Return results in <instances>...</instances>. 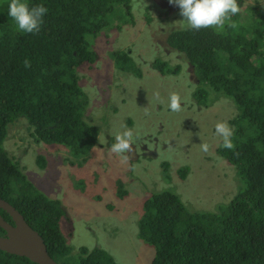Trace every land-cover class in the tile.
Returning <instances> with one entry per match:
<instances>
[{"label": "trees", "instance_id": "16d2710c", "mask_svg": "<svg viewBox=\"0 0 264 264\" xmlns=\"http://www.w3.org/2000/svg\"><path fill=\"white\" fill-rule=\"evenodd\" d=\"M257 1L245 5L246 0H237L240 11L223 29L187 30L182 26L168 33L165 42L170 51L189 61L188 72L197 81L211 86L197 94L196 102L210 105L222 98L224 104L236 106L237 113L228 121L236 128L231 138L236 149L223 148L221 153L234 165L243 184L217 211L194 210L168 186L152 190L143 202L138 222L139 238L155 248L151 264H264V7ZM26 2L48 9L36 33L18 31L7 15L8 0L6 8L0 5V197L40 233L59 264H120L103 247L89 251L82 246L76 252L69 245L61 228L65 210L60 201L37 189L3 143L9 125L22 118L37 142L68 147L80 166L87 161L101 129L86 117L87 112L102 116L101 109L111 106V98H119L102 99L100 107L93 106L98 92L106 93L104 90L118 84L109 70L102 73L94 68L97 56L92 40L115 24L134 22L128 13L131 0ZM146 18L152 20L150 8ZM120 54L111 53L117 67H126L131 76L142 78V69L135 61L125 52ZM150 67L165 75L181 69L159 57ZM86 70H95L99 76L98 92L87 84L90 76L86 77ZM189 109L198 111L192 104ZM130 117L134 118L131 112L124 118L128 125L133 123ZM37 161L44 168L45 157L39 155ZM161 166L162 178L168 184L173 180L169 172L172 166L167 161ZM172 170L183 180L188 167ZM84 185V180H77L78 189L84 191ZM117 185L122 198L127 193L124 183L119 180ZM0 213L13 223L5 211L0 209ZM0 264L36 263L0 250Z\"/></svg>", "mask_w": 264, "mask_h": 264}, {"label": "rangeland", "instance_id": "374dc122", "mask_svg": "<svg viewBox=\"0 0 264 264\" xmlns=\"http://www.w3.org/2000/svg\"><path fill=\"white\" fill-rule=\"evenodd\" d=\"M6 1L0 0L1 7L6 8ZM252 3L254 0H246L245 5ZM258 3L264 7L261 0ZM147 8L152 14L150 22L146 18ZM130 15L134 22L127 23L125 27L123 25L120 32L114 30L116 35L102 33L92 40V47L98 50L94 68L102 73L106 70L112 73L108 61L112 60L110 53L124 50L142 69V78L145 79L141 80L145 87L139 90L142 85L140 80L132 84L135 80L125 67L122 70L125 83L120 78L116 85L124 88L115 92H98L99 76L95 70H86V77L90 76L87 84L91 90L98 92L93 98V106L100 107L102 99L119 96L111 98L109 108L101 109L102 116L92 110L87 112L86 117L101 128L99 146L90 152L88 161L80 166L79 159L71 155L68 147L37 142L32 136V129L22 118L9 125L3 146L11 157L19 160L23 171L37 189L50 199L60 201L66 211L61 228L76 252L82 246L89 251L103 247L120 264H151L155 248L139 238L138 222L143 214V202L153 191L168 186L191 207L217 210L219 204L234 193V188L230 192L226 190L231 185V179L234 187L237 179L226 160L214 156L213 152L201 156L203 151L199 143L193 148V141L179 138L182 133L178 123L192 116L189 107L194 102L190 95L194 75L184 71L178 80H171L174 77H160L150 67L155 57L174 64L181 62L180 55L171 52L165 42L170 29L184 25L178 7L169 4L168 0H132ZM129 20L132 19L129 17ZM112 83L113 80H110L109 84ZM158 90L162 93H158ZM171 93L178 98L179 111L168 109ZM149 110L152 111L150 115L147 114ZM130 112L134 116L130 117L133 120L131 128L135 132L134 139L142 133L144 135L140 143L132 146L133 151L128 153L127 159H123L125 154L108 151V147L111 137L130 127L124 119V114ZM232 115V106L215 104L209 110L197 111L193 127L199 131L202 121L206 119L204 128L214 134L213 128L217 122H225ZM168 126L171 129L175 127L174 134L166 130ZM39 155L46 159L44 168L38 164ZM163 161L170 162L172 166L169 172L173 180L168 184L161 175ZM173 161H177L178 166L188 167L184 180L172 170L178 167ZM79 179L85 181L83 192L77 187ZM119 180L124 183L127 192L122 198L118 196Z\"/></svg>", "mask_w": 264, "mask_h": 264}, {"label": "clouds", "instance_id": "9594fccd", "mask_svg": "<svg viewBox=\"0 0 264 264\" xmlns=\"http://www.w3.org/2000/svg\"><path fill=\"white\" fill-rule=\"evenodd\" d=\"M261 2L264 3V0H261ZM168 3L178 7L179 13H180L181 17L183 18L182 20L185 21V24L183 25V27H185L187 30H200V29L209 28V27H213L215 30L223 29L225 27L226 22L230 21L231 17L235 16L240 11L237 0H168ZM131 4H132V0H131ZM131 10H132V7H131ZM131 10L128 13H130ZM47 11H48L47 7L44 6L43 4L29 6V4L26 2V0H8L7 15L14 22L16 29L22 33H36V32H38L40 30V27L43 23V18L45 16V14L47 13ZM123 25L124 24H120V25L115 24V27L110 28L107 33H105L104 31L100 32L97 35V37L100 36L102 33L114 36V35H116L114 30H116L117 32L122 31L119 29H121L123 27ZM125 25H124V27H125ZM93 51L96 53V56H97L98 50H96V48L93 47ZM118 52L122 53L125 51L124 50H117L115 52V50H114L111 53H117L118 55H121ZM111 53H110V55H111ZM125 53L128 55V57H130L128 52H125ZM179 55L181 57V54H179ZM108 61L110 62L111 66H112V73H110V71H108V74L112 75L117 80L122 78L124 83H125V78L122 74V70H120L117 67V65L115 64L116 59L114 57H112V60L108 59ZM169 62L172 65H180L181 66L180 71H178V72L175 71L169 75L161 74L158 72L160 74L159 75L160 77L161 76H163V77L164 76H171V77H174L171 80H173V79L178 80L181 77L182 72H184V71L188 72V70H189L187 67L189 64V61H186V59L185 60L181 59V62L176 63V64H174L171 61H169ZM130 76H131V73H130ZM131 78H133L135 80V82L132 84H137L138 80H140L142 85L140 86L139 90L144 89L145 84H144V81H142L141 79H145V78H140V77H135V76H131ZM171 80H169V81H171ZM192 82H193V84L191 86L190 95L192 96L194 102L191 104L195 105V107L198 110L203 109L206 111V110L213 108V106L215 104H224L222 98H218L213 104H210V105L198 104L195 100V98L197 97V94H199V92L202 90L211 89L210 88L211 86L203 85L201 82L197 81L195 78L193 79ZM121 88H124V86L123 87H116V85H112L104 91L108 92L111 90L112 92H115V90H119ZM158 93H162V92H160L158 90ZM211 99H213L212 94H211ZM168 105H169V107H168L169 110L170 109L172 111H179L180 110V104L178 102V98H177V96L173 95V93H171V95H170ZM231 106L233 108V112L235 115L237 113V109L235 108V106H233V105H231ZM196 113H197V111L195 112L193 109L192 116L190 118H187L186 120H182L179 123L177 122L179 125H181V133L182 134L179 136V138H183V141L186 138L193 141L194 142L193 148L195 147L196 143H199V145L201 146V150L203 151L201 156L207 152H210V153L213 152L214 156H216L220 159L226 160V162L232 167L233 174L236 176V179H237V184L234 187V184H233L232 179H231V185L226 191L230 192L233 188L235 189V191L233 194H231L230 198H228L227 200L224 201L226 203H229L232 200V198H234L235 195L238 193V191L240 190V188L243 184L242 178L238 175L237 170L235 169L234 165L229 162V159L227 160L225 157H223L222 153H221L223 148H226V149L234 148V150L236 149L235 141H234V139H233V141L231 139L235 135L236 128H234V126H232L228 122L232 117H234V115H232L230 118L226 119L225 122H222L221 120H219L217 122V124L215 125V127L213 128L214 134H211L204 128V121L206 119L202 121L200 128H199V131L195 130V127H193V125H194L193 120L195 118ZM148 115H150V114H148ZM124 116L127 118L129 116V113L124 114ZM207 119H209V118H207ZM183 121H185V123H183ZM167 124H169V121H167ZM128 126H130V127H126L127 130H125L123 133H118L115 135L114 138L113 137L110 138L109 147H108V151H112V152L117 153V154H125L126 156L122 157L123 159H127L128 153H131L133 151L132 146L136 145L137 142L140 143L141 139H142V135H144V133H142L137 139H134V137H133V134L135 133L134 129L131 128L132 125H128ZM166 130L175 131V127L171 129L168 126L166 128ZM184 134H188V135L185 136ZM196 137L199 138V140H197ZM97 146H99V142L92 148V150ZM88 158H89V155H88ZM87 161H88V159H87ZM196 162H198V161H196ZM89 176L90 175H88V177ZM228 181L229 180H227L225 182V184L223 185L224 187L227 185ZM80 191H82V190H80ZM187 205L190 206L189 204H187ZM192 208H194V207H192ZM199 208H200L199 206L195 207L194 210H199ZM215 211H217V210H215ZM61 222H62V220H61Z\"/></svg>", "mask_w": 264, "mask_h": 264}, {"label": "water", "instance_id": "95a60500", "mask_svg": "<svg viewBox=\"0 0 264 264\" xmlns=\"http://www.w3.org/2000/svg\"><path fill=\"white\" fill-rule=\"evenodd\" d=\"M0 209L12 219L9 222L0 213V227L5 234L0 235V250L6 253L26 257L36 264H59L48 252L47 245L40 235L24 218V216L0 197Z\"/></svg>", "mask_w": 264, "mask_h": 264}, {"label": "flooded vegetation", "instance_id": "af4514ba", "mask_svg": "<svg viewBox=\"0 0 264 264\" xmlns=\"http://www.w3.org/2000/svg\"><path fill=\"white\" fill-rule=\"evenodd\" d=\"M170 132H172V134H174L173 131H170Z\"/></svg>", "mask_w": 264, "mask_h": 264}]
</instances>
